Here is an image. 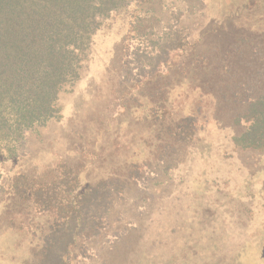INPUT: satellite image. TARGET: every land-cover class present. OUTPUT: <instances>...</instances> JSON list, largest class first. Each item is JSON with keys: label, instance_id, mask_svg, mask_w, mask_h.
I'll return each instance as SVG.
<instances>
[{"label": "rangeland", "instance_id": "obj_1", "mask_svg": "<svg viewBox=\"0 0 264 264\" xmlns=\"http://www.w3.org/2000/svg\"><path fill=\"white\" fill-rule=\"evenodd\" d=\"M156 1L165 13L153 19L151 37L166 34L175 50L161 69L164 92L127 82L130 69L139 74L134 53L151 47L118 19L95 37L80 79L59 94L58 118L30 139L31 155L6 162L4 171L67 163L81 170L85 186L126 180L128 167L140 165L142 177L74 264H264V154L233 143L245 128L234 124L244 99H235L244 91L234 82L256 91L264 85V0ZM240 37L262 38L263 53L241 66L222 61ZM218 69L222 96L215 94ZM187 116L197 122L185 142L159 141L156 120L177 126ZM2 221L0 264L31 263L40 235L7 233Z\"/></svg>", "mask_w": 264, "mask_h": 264}, {"label": "trees", "instance_id": "obj_2", "mask_svg": "<svg viewBox=\"0 0 264 264\" xmlns=\"http://www.w3.org/2000/svg\"><path fill=\"white\" fill-rule=\"evenodd\" d=\"M161 4L156 0H0V219L7 233L40 235L39 249L28 264L76 263L87 253L86 242L108 228L116 202L143 174L139 164H131L126 180L110 178L84 186L81 170L67 163L42 172L34 167L4 171L3 166L31 155L30 139L40 137V131L58 118L59 94L80 79L95 37L118 19L151 47L134 53L139 74L130 69L127 82L142 83L141 87L152 82L147 86L154 90L150 95L164 92L161 80L166 75L161 69L169 67L175 50L168 49L166 34L151 37L153 19L165 13ZM261 41L238 38L227 47L222 61H238L241 66L240 59L263 53ZM261 74L264 80V70ZM213 75L218 84L215 94L222 96L224 72L218 69ZM244 82H234L244 91L234 94L236 100L244 97L234 124L245 128L233 143L237 149L264 154V85L256 91L257 85ZM151 116L157 117L154 108ZM196 122V116L185 117L177 126L156 120L162 130L158 139L185 142ZM40 218L44 221L37 223Z\"/></svg>", "mask_w": 264, "mask_h": 264}]
</instances>
